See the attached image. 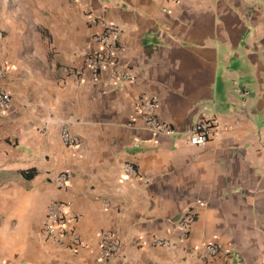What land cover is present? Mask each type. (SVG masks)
Returning <instances> with one entry per match:
<instances>
[{
    "label": "crops",
    "instance_id": "1",
    "mask_svg": "<svg viewBox=\"0 0 264 264\" xmlns=\"http://www.w3.org/2000/svg\"><path fill=\"white\" fill-rule=\"evenodd\" d=\"M101 19L121 28L129 80L85 66ZM0 69L12 96L0 115V264H264V0H0ZM142 95L175 134L142 126ZM201 118L221 133L193 146ZM56 200L79 216V252L42 234ZM187 209L196 221L181 240ZM105 230L121 246L102 260ZM207 242L222 251L208 256Z\"/></svg>",
    "mask_w": 264,
    "mask_h": 264
},
{
    "label": "built area",
    "instance_id": "2",
    "mask_svg": "<svg viewBox=\"0 0 264 264\" xmlns=\"http://www.w3.org/2000/svg\"><path fill=\"white\" fill-rule=\"evenodd\" d=\"M175 2L177 0H166ZM102 30L93 34V41L97 44L86 57L85 66L94 77L98 79L103 70H110L114 76L123 80H129L128 74L120 71L118 59H120L122 50L119 45L120 26L115 22H109L101 19ZM69 74L80 76L83 74V68H66ZM7 71L0 69V78H4ZM136 108L142 117V126L149 129L154 134L171 136L176 133L168 123L161 120L157 113L158 99L142 95L137 99ZM12 103V96L7 91H0V115H5ZM131 125L136 124L134 118L130 119ZM219 124L213 118H201L192 127L189 135V142L193 146L205 145L210 140L217 139L220 136ZM61 139L68 146H78L80 138L73 134L68 128L61 131ZM127 173L137 175V170L132 164L127 163L124 167ZM72 173L65 171L57 174L54 181L60 186L65 187L70 184ZM79 216L70 208L68 202L62 200L54 201L48 208L47 215L43 221L42 234L47 240L58 243L62 248L79 252L87 246V243L77 234L76 224ZM196 221L195 212L191 209L183 211L178 218L177 224L182 229L181 240H185L186 234ZM154 245H172L169 239L156 237L153 239ZM121 241L119 236L110 230L102 231L99 235V258L107 260L114 256L120 249ZM200 249L210 257L218 255L222 251V246L216 242H207Z\"/></svg>",
    "mask_w": 264,
    "mask_h": 264
},
{
    "label": "trees",
    "instance_id": "3",
    "mask_svg": "<svg viewBox=\"0 0 264 264\" xmlns=\"http://www.w3.org/2000/svg\"><path fill=\"white\" fill-rule=\"evenodd\" d=\"M32 174H33V172L32 173H29V172L26 173L27 176H31Z\"/></svg>",
    "mask_w": 264,
    "mask_h": 264
}]
</instances>
